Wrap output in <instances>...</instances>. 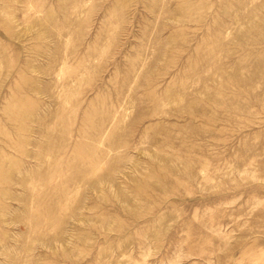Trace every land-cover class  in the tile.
<instances>
[{
    "label": "rangeland",
    "instance_id": "obj_1",
    "mask_svg": "<svg viewBox=\"0 0 264 264\" xmlns=\"http://www.w3.org/2000/svg\"><path fill=\"white\" fill-rule=\"evenodd\" d=\"M0 264H264V0H0Z\"/></svg>",
    "mask_w": 264,
    "mask_h": 264
}]
</instances>
